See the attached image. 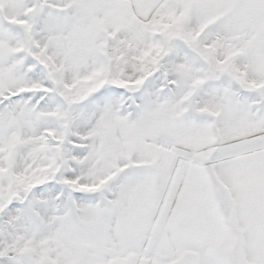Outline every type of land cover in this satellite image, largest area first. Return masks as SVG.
<instances>
[{"label": "snow or ice", "instance_id": "6c2138e0", "mask_svg": "<svg viewBox=\"0 0 264 264\" xmlns=\"http://www.w3.org/2000/svg\"><path fill=\"white\" fill-rule=\"evenodd\" d=\"M0 264H264V0H0Z\"/></svg>", "mask_w": 264, "mask_h": 264}]
</instances>
